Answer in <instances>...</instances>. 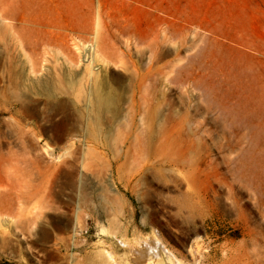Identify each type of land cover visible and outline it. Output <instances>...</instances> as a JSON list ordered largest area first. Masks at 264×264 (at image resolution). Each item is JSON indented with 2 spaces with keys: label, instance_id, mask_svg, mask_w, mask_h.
<instances>
[{
  "label": "rangeland",
  "instance_id": "1",
  "mask_svg": "<svg viewBox=\"0 0 264 264\" xmlns=\"http://www.w3.org/2000/svg\"><path fill=\"white\" fill-rule=\"evenodd\" d=\"M30 14L0 15V264H264V0Z\"/></svg>",
  "mask_w": 264,
  "mask_h": 264
},
{
  "label": "bare ground",
  "instance_id": "2",
  "mask_svg": "<svg viewBox=\"0 0 264 264\" xmlns=\"http://www.w3.org/2000/svg\"><path fill=\"white\" fill-rule=\"evenodd\" d=\"M55 1L56 0H0V15L3 16V17L6 16V15H10V16H13L15 18V20L17 22H14L15 24H13V25L9 24L10 29L14 28L15 25L25 26V25L29 24L31 27L37 26L38 28H41L42 31H46L45 27L47 25H50L51 22H49L47 19H42V18L33 21L32 18L30 17V16H32L30 13L36 12V11L40 12L42 9L45 8V5L47 6L48 4H53ZM10 2H14V4L16 3L15 5L19 9L18 12L14 13V11L11 12V11L8 10V6H10L9 5ZM27 16L30 17V20H29V18ZM100 21H101V18H100V15L98 14V16L96 17V27L100 26ZM126 25H128V24H126ZM66 28L70 29V30H75V27H73V25H71V23L69 21L67 23V27ZM121 30H122L123 33H127L129 31L128 28H126L125 25H124L123 28H121ZM52 33L53 32H51V34ZM41 40H43V39H41ZM36 43L39 45L40 44V40L38 39L36 41ZM96 43H97V39H96ZM90 50H91V48L88 49V52H90ZM95 51H96V49H95V47H93L91 53H89V54H91L93 57H94V54H95V56L97 57V54L95 53ZM92 61H93V58H92ZM89 69H90V71L87 73V75L93 76V77H92L91 88H89V91L87 93V97H88L87 100L89 102V104H88V110H89L88 111V117L93 121L94 125H96L97 129L100 131L102 115H104V113L113 112L112 114L114 116H116V117L118 116V101H119L118 93L115 90H113V89H110V90L106 89L103 86L104 83L98 80V77L96 76V75H98L97 72L92 71L91 68H89ZM60 79H59V81H60ZM57 82H58V80H57ZM73 84H74V82H72V86H73ZM57 85H58V83H57ZM46 90L50 91L49 92V97L52 98V100H54L55 94L52 91V89L50 87H46ZM136 246H138V245H136ZM140 247L142 248L143 245L140 246ZM150 247H151V245H150ZM148 249H150V248H148ZM135 250H137V249H135ZM138 250H140V249L138 248ZM142 251H144V250H142ZM140 258H142V257H140ZM144 261H145V259H144ZM150 261L152 262V260H150ZM131 263H132V261H131ZM145 263H147V262H145ZM139 264H140V262H139ZM178 264H179V262H178Z\"/></svg>",
  "mask_w": 264,
  "mask_h": 264
}]
</instances>
